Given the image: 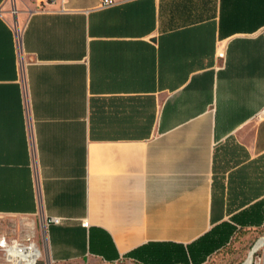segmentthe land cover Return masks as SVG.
<instances>
[{
	"label": "crops",
	"instance_id": "crops-1",
	"mask_svg": "<svg viewBox=\"0 0 264 264\" xmlns=\"http://www.w3.org/2000/svg\"><path fill=\"white\" fill-rule=\"evenodd\" d=\"M262 109L264 0H0V216L47 264L257 239Z\"/></svg>",
	"mask_w": 264,
	"mask_h": 264
},
{
	"label": "rangeland",
	"instance_id": "rangeland-1",
	"mask_svg": "<svg viewBox=\"0 0 264 264\" xmlns=\"http://www.w3.org/2000/svg\"><path fill=\"white\" fill-rule=\"evenodd\" d=\"M15 26L21 30L22 20L15 19ZM22 218L15 216H0V235L7 234L9 236L20 237L29 231V224H24ZM255 233L251 229L242 228L236 230L228 241L209 253L205 259L199 264H242L251 249L255 239ZM186 253L187 250H186ZM188 262L180 264H193L189 255L187 254ZM38 264H47L45 258L42 256ZM89 264V263H83ZM94 264H141L139 262L131 261L129 259H122L115 263H94ZM179 264V263H175Z\"/></svg>",
	"mask_w": 264,
	"mask_h": 264
},
{
	"label": "trees",
	"instance_id": "trees-1",
	"mask_svg": "<svg viewBox=\"0 0 264 264\" xmlns=\"http://www.w3.org/2000/svg\"><path fill=\"white\" fill-rule=\"evenodd\" d=\"M232 230L233 227L228 223L214 226L185 247L181 244H171L168 247L159 244L146 245L143 248L147 255L141 261L144 264L187 263L188 254L193 264H199L209 253L226 243Z\"/></svg>",
	"mask_w": 264,
	"mask_h": 264
},
{
	"label": "built area",
	"instance_id": "built-area-1",
	"mask_svg": "<svg viewBox=\"0 0 264 264\" xmlns=\"http://www.w3.org/2000/svg\"><path fill=\"white\" fill-rule=\"evenodd\" d=\"M113 1L102 0V3L111 4ZM260 115H264V109L260 111ZM60 221L61 218L58 216H51L44 220L45 223ZM82 224L87 226L88 221L83 219ZM42 256L41 247L33 232L28 231L20 237L0 235V264H38ZM246 260L248 264H264V232L253 242Z\"/></svg>",
	"mask_w": 264,
	"mask_h": 264
},
{
	"label": "bare ground",
	"instance_id": "bare-ground-1",
	"mask_svg": "<svg viewBox=\"0 0 264 264\" xmlns=\"http://www.w3.org/2000/svg\"><path fill=\"white\" fill-rule=\"evenodd\" d=\"M242 264H248V260H245Z\"/></svg>",
	"mask_w": 264,
	"mask_h": 264
}]
</instances>
